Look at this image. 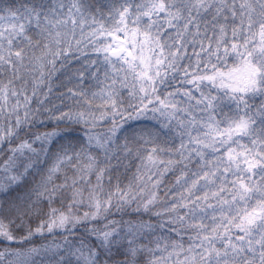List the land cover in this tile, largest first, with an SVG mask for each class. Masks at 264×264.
<instances>
[{
    "label": "snow or ice",
    "instance_id": "obj_1",
    "mask_svg": "<svg viewBox=\"0 0 264 264\" xmlns=\"http://www.w3.org/2000/svg\"><path fill=\"white\" fill-rule=\"evenodd\" d=\"M0 264H264V0H0Z\"/></svg>",
    "mask_w": 264,
    "mask_h": 264
}]
</instances>
